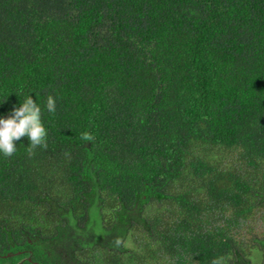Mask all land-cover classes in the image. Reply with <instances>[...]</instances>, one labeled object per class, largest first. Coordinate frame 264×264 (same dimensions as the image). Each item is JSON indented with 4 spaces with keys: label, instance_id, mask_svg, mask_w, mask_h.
<instances>
[{
    "label": "trees",
    "instance_id": "1",
    "mask_svg": "<svg viewBox=\"0 0 264 264\" xmlns=\"http://www.w3.org/2000/svg\"><path fill=\"white\" fill-rule=\"evenodd\" d=\"M28 96L0 264H264V0H0V118Z\"/></svg>",
    "mask_w": 264,
    "mask_h": 264
},
{
    "label": "clouds",
    "instance_id": "2",
    "mask_svg": "<svg viewBox=\"0 0 264 264\" xmlns=\"http://www.w3.org/2000/svg\"><path fill=\"white\" fill-rule=\"evenodd\" d=\"M46 108L49 113H55L56 100L49 95L46 100ZM27 137V155L29 158L35 155L37 148L47 149L48 133L41 119V108L31 96L25 98L19 107H14L8 118H0V154L5 158L12 157L16 152V141ZM82 141H93L95 137L88 131L80 133ZM115 243L120 244L119 238ZM225 257H217L211 264H225Z\"/></svg>",
    "mask_w": 264,
    "mask_h": 264
},
{
    "label": "rangeland",
    "instance_id": "3",
    "mask_svg": "<svg viewBox=\"0 0 264 264\" xmlns=\"http://www.w3.org/2000/svg\"><path fill=\"white\" fill-rule=\"evenodd\" d=\"M233 158V155L231 156V159ZM257 228V231L258 232H261L262 230H264V220L260 221L259 223V227L256 226ZM260 262V258L259 257H256V260H255V264H258Z\"/></svg>",
    "mask_w": 264,
    "mask_h": 264
},
{
    "label": "flooded vegetation",
    "instance_id": "4",
    "mask_svg": "<svg viewBox=\"0 0 264 264\" xmlns=\"http://www.w3.org/2000/svg\"><path fill=\"white\" fill-rule=\"evenodd\" d=\"M17 264H21L20 262H18Z\"/></svg>",
    "mask_w": 264,
    "mask_h": 264
}]
</instances>
